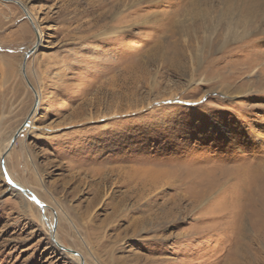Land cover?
Segmentation results:
<instances>
[{
	"label": "rangeland",
	"instance_id": "obj_1",
	"mask_svg": "<svg viewBox=\"0 0 264 264\" xmlns=\"http://www.w3.org/2000/svg\"><path fill=\"white\" fill-rule=\"evenodd\" d=\"M17 1L0 157L34 48L5 167L47 207L0 167V264H264V0Z\"/></svg>",
	"mask_w": 264,
	"mask_h": 264
},
{
	"label": "water",
	"instance_id": "obj_2",
	"mask_svg": "<svg viewBox=\"0 0 264 264\" xmlns=\"http://www.w3.org/2000/svg\"><path fill=\"white\" fill-rule=\"evenodd\" d=\"M13 2H15V4H17L22 10L23 12L25 13L26 17L28 18V20L30 21L31 23V17L29 16L28 12H27V9L17 0H13ZM33 25V23H31ZM33 29L36 33V36H37V43L39 42V35L38 33L36 32V29L35 27L33 26ZM34 51V48H31L26 54H25V57H24V61H23V65H22V74H23V77L27 83V85L29 86V88L33 91V93L35 94V101H34V104L32 106V109L30 110V112L28 113L25 121L17 128V130L15 131L14 135H12V138L10 139L9 141V144H8V147L7 149L3 152L2 156L0 157V167H1V170H2V174L4 175V177L6 178L7 182H8V185L11 187V188H15L17 190H19L23 195L27 196L30 200H32L42 211L47 207L45 204L41 203L38 205L33 199L32 197H36L37 196L35 194H33L29 189L27 188H24L18 184H16L12 179L11 177L9 176L7 170H6V167H5V157L7 155V153L9 152V150L13 147L14 143L16 142L19 134L21 133V131L26 127L27 123L29 122V120L32 118V116L34 115L35 111H36V107H37V104H38V97H37V93L35 92V89L33 88V86L31 85V83L29 82V80L27 79V76H26V72H25V63H26V60H27V57ZM9 179L12 181V183H9ZM38 199V198H37ZM39 200V199H38ZM55 215V213H54ZM55 227H56V218H54V223H53V234H52V241L53 243L58 246L61 250H64L66 252H69L71 254H74V255H79L78 252H76L75 250H72L70 248H66L65 246L61 245L59 243V241H57V239L55 238Z\"/></svg>",
	"mask_w": 264,
	"mask_h": 264
},
{
	"label": "bare ground",
	"instance_id": "obj_3",
	"mask_svg": "<svg viewBox=\"0 0 264 264\" xmlns=\"http://www.w3.org/2000/svg\"><path fill=\"white\" fill-rule=\"evenodd\" d=\"M255 2V1H254ZM263 3V2H262ZM255 5V4H254ZM28 10V9H27ZM28 12V11H27ZM30 14V13H29ZM31 17V16H30ZM31 23H33L34 25H35V18L34 17H31ZM234 19H230V23H233L234 24ZM229 23V29L234 33V35H235V37H239V36H236V35H239L240 33L237 31V29H235L231 24ZM36 26V25H35ZM34 26V27H35ZM131 26H133V24L131 25ZM232 26V27H231ZM35 29H36V32L38 33V34H40V37L42 38V33L41 32H39V30H38V28L37 27H35ZM260 29V28H259ZM123 29H117V30H109V31H107L106 33H105V35H110V34H113V33H116V32H121ZM263 33H264V31H263ZM40 41H41V39H39V42H38V44H40ZM37 110V109H36ZM37 111H35V113H36ZM35 113H34V115H35ZM34 115L32 116V118L29 120V122L27 123V125H26V128L27 129H30L31 128V126L33 125L32 124V122H33V117H34ZM15 189V188H14Z\"/></svg>",
	"mask_w": 264,
	"mask_h": 264
},
{
	"label": "snow or ice",
	"instance_id": "obj_4",
	"mask_svg": "<svg viewBox=\"0 0 264 264\" xmlns=\"http://www.w3.org/2000/svg\"><path fill=\"white\" fill-rule=\"evenodd\" d=\"M9 183H12V181L9 179ZM32 199L39 205L40 201L36 197H32Z\"/></svg>",
	"mask_w": 264,
	"mask_h": 264
}]
</instances>
